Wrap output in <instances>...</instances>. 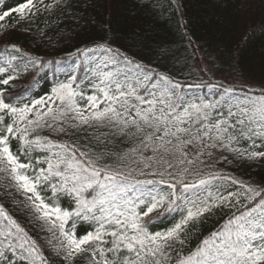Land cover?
I'll list each match as a JSON object with an SVG mask.
<instances>
[{
	"label": "snow or ice",
	"instance_id": "6c2138e0",
	"mask_svg": "<svg viewBox=\"0 0 264 264\" xmlns=\"http://www.w3.org/2000/svg\"><path fill=\"white\" fill-rule=\"evenodd\" d=\"M62 5L0 9V264H264V182L216 169L229 156L264 163V87L213 83L202 66L207 79L188 87L218 98H188L169 73L97 44L84 53H103L86 82L69 73L28 99L33 83L15 82L62 61L26 57L8 37ZM176 211L178 222L151 230ZM218 212L224 222L185 251Z\"/></svg>",
	"mask_w": 264,
	"mask_h": 264
},
{
	"label": "trees",
	"instance_id": "16d2710c",
	"mask_svg": "<svg viewBox=\"0 0 264 264\" xmlns=\"http://www.w3.org/2000/svg\"><path fill=\"white\" fill-rule=\"evenodd\" d=\"M4 2L0 0V6ZM23 2L26 0H15L11 7ZM62 7L63 11L56 8L36 13L29 26L20 24L8 37L26 57L45 63L62 61L59 67L53 64L37 70L34 80L29 76L15 82L21 86L33 83L28 99L48 94L52 87L66 81L69 73L76 75L78 82H86L89 69L103 53H84L97 44L119 49L158 72L169 73L185 84L188 98L205 97L209 102L218 98L219 89L209 92L203 87H188L207 79L199 72L202 66L209 69L213 83L235 85L238 91L243 85L246 91L250 88L257 94L264 87V0H68V6ZM17 18L18 14L12 17ZM161 50H167V54L158 55ZM19 90L9 88L5 95ZM42 134L47 135V130ZM216 169L252 183L264 182V163L260 161L233 160L229 156V162L217 164ZM62 206L67 207V203ZM6 207L11 213L12 206ZM179 219V211L165 214L151 230L164 231ZM225 219V214L218 212L197 224L187 237L185 251L194 250ZM27 227L34 237L45 236ZM79 231L83 228L78 226Z\"/></svg>",
	"mask_w": 264,
	"mask_h": 264
},
{
	"label": "rangeland",
	"instance_id": "374dc122",
	"mask_svg": "<svg viewBox=\"0 0 264 264\" xmlns=\"http://www.w3.org/2000/svg\"><path fill=\"white\" fill-rule=\"evenodd\" d=\"M14 3H15V0H5V2L0 6V9L11 7Z\"/></svg>",
	"mask_w": 264,
	"mask_h": 264
}]
</instances>
